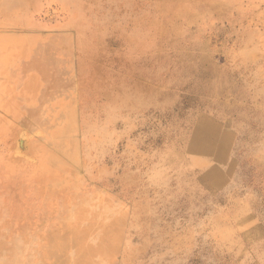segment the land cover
<instances>
[{
    "label": "rangeland",
    "instance_id": "374dc122",
    "mask_svg": "<svg viewBox=\"0 0 264 264\" xmlns=\"http://www.w3.org/2000/svg\"><path fill=\"white\" fill-rule=\"evenodd\" d=\"M72 263L264 264V0H0V264Z\"/></svg>",
    "mask_w": 264,
    "mask_h": 264
},
{
    "label": "bare ground",
    "instance_id": "6f19581e",
    "mask_svg": "<svg viewBox=\"0 0 264 264\" xmlns=\"http://www.w3.org/2000/svg\"><path fill=\"white\" fill-rule=\"evenodd\" d=\"M81 231L84 233V230H83V229H82ZM82 235H83V234H82ZM81 237H82V236H81ZM81 237H80V238H81ZM72 264H75V263H72Z\"/></svg>",
    "mask_w": 264,
    "mask_h": 264
}]
</instances>
